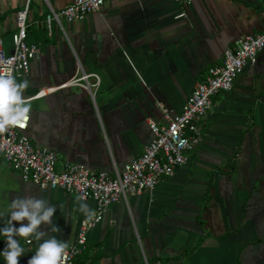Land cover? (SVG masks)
<instances>
[{"label": "crops", "instance_id": "obj_1", "mask_svg": "<svg viewBox=\"0 0 264 264\" xmlns=\"http://www.w3.org/2000/svg\"><path fill=\"white\" fill-rule=\"evenodd\" d=\"M27 1L0 0L7 52ZM72 1L29 0L27 28L45 40L26 77L17 78L27 82L24 97L59 87L25 103L31 143L56 153L57 170L69 163L110 173L139 157L152 139L149 122L165 125L162 109L179 113L227 47L264 31V0H107L82 20L63 19L62 28L52 20L48 28L50 9ZM82 73L99 77L91 93L69 82ZM201 133L172 177L108 207L87 235L96 264H264V48L230 91L213 96ZM29 196L57 209L52 223L60 231L42 225L45 239L71 244L86 222L76 197L24 183L0 160V228L12 200ZM84 203L95 211L93 201ZM17 239L25 250L20 264H27L34 241L43 239L31 237L33 247ZM5 240L0 235V252Z\"/></svg>", "mask_w": 264, "mask_h": 264}, {"label": "built area", "instance_id": "obj_2", "mask_svg": "<svg viewBox=\"0 0 264 264\" xmlns=\"http://www.w3.org/2000/svg\"><path fill=\"white\" fill-rule=\"evenodd\" d=\"M106 1L73 0L57 11L50 9L45 22L50 28V22L55 20L62 28V19L67 22L82 20L89 13L98 11ZM28 2L29 0L16 13V30L11 35V52L4 49L0 37V76L5 78H25L32 60L37 59L41 53L39 44L26 41ZM263 48L264 31L246 35L232 47H227L221 63L207 69L203 79L196 83L186 98L179 113L172 114L161 107L166 124L149 122L152 139L141 155L121 169L113 164L110 173L94 172L83 165L69 163L63 164L62 169L57 170L56 153L48 148L32 145L28 135L29 118L26 127L9 126L5 132L0 133V160L17 171L24 183L32 184L43 191L61 190L70 196L83 195V202L91 200L95 203L98 219L91 224L81 223L75 240L68 245L67 259L63 264H74L75 259L84 252L88 232L103 220L110 205L120 200L127 201L129 196L153 192L163 179L172 177L188 163L189 154L200 144L202 121L212 106L213 96L221 91H230L236 76L247 64L256 63ZM69 82L82 86L91 93L98 87L100 80L96 73H82L80 78L75 77ZM57 88L59 87L41 88L35 94L22 98L26 103ZM24 243L29 247L34 246L33 241L29 244L25 240Z\"/></svg>", "mask_w": 264, "mask_h": 264}, {"label": "clouds", "instance_id": "obj_3", "mask_svg": "<svg viewBox=\"0 0 264 264\" xmlns=\"http://www.w3.org/2000/svg\"><path fill=\"white\" fill-rule=\"evenodd\" d=\"M26 87L27 82L16 83L10 77L0 76V133L5 132L9 126L26 127L30 110L22 98ZM84 200L83 195L76 197L79 211L84 214L86 222L91 224L98 218L96 212L90 209ZM60 207L62 209L63 205ZM56 210V207L50 206L46 200L34 196L12 200L10 214L4 221V226L0 228V235L6 238V246L0 255L4 257L6 264H20V258L24 255L25 250L17 237L25 239L29 244L32 243L31 237L36 241L43 239V243L38 245L27 264H63L67 259L68 243L56 239L55 236L45 239L48 233L41 230L42 225H48L51 232L60 231L59 226L52 223ZM17 223L19 227L16 226Z\"/></svg>", "mask_w": 264, "mask_h": 264}, {"label": "trees", "instance_id": "obj_4", "mask_svg": "<svg viewBox=\"0 0 264 264\" xmlns=\"http://www.w3.org/2000/svg\"><path fill=\"white\" fill-rule=\"evenodd\" d=\"M35 30L34 29H26V41L29 43H39V42H44V34L41 31L40 33H38L37 35H34ZM15 82H17V79H15ZM35 248L37 249L38 245L40 244V242H35ZM89 253V251L86 249L84 250V252L78 256L75 261L74 264H85V262H89L90 264H96L95 263V256L97 255V253L88 256L87 254ZM88 256V257H85Z\"/></svg>", "mask_w": 264, "mask_h": 264}, {"label": "rangeland", "instance_id": "obj_5", "mask_svg": "<svg viewBox=\"0 0 264 264\" xmlns=\"http://www.w3.org/2000/svg\"><path fill=\"white\" fill-rule=\"evenodd\" d=\"M63 20V19H62Z\"/></svg>", "mask_w": 264, "mask_h": 264}]
</instances>
